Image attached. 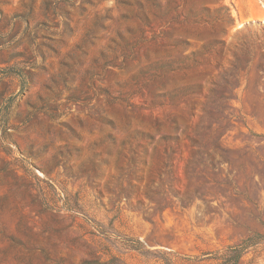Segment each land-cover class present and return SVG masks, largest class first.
Instances as JSON below:
<instances>
[{"label":"rangeland","instance_id":"obj_1","mask_svg":"<svg viewBox=\"0 0 264 264\" xmlns=\"http://www.w3.org/2000/svg\"><path fill=\"white\" fill-rule=\"evenodd\" d=\"M264 264V0H0V264Z\"/></svg>","mask_w":264,"mask_h":264},{"label":"trees","instance_id":"obj_2","mask_svg":"<svg viewBox=\"0 0 264 264\" xmlns=\"http://www.w3.org/2000/svg\"><path fill=\"white\" fill-rule=\"evenodd\" d=\"M257 238L263 239V237L260 236L249 237L244 240L240 245L236 247H230L228 249L227 255L225 256L224 264H242V259L247 249L258 244L256 240Z\"/></svg>","mask_w":264,"mask_h":264}]
</instances>
